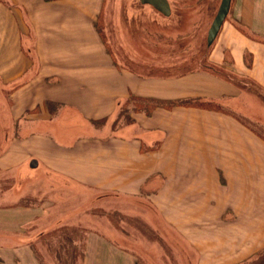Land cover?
Instances as JSON below:
<instances>
[{
    "label": "rangeland",
    "instance_id": "374dc122",
    "mask_svg": "<svg viewBox=\"0 0 264 264\" xmlns=\"http://www.w3.org/2000/svg\"><path fill=\"white\" fill-rule=\"evenodd\" d=\"M53 1L0 0V5L6 8L0 15L11 17L21 14L25 8L22 17L29 21L34 17L40 21L55 20L62 13V4L65 9L73 7V16L80 14L83 6L92 16L86 19L85 32L90 21L93 29L89 32L94 36L99 31L104 47H108L118 64L147 77H181L203 72L214 79L228 81L230 88L234 86L229 94L234 98L212 102L210 107L215 111H206L226 114L236 126H243L242 134L238 129L237 135L222 136L221 143H242L244 168L239 171L240 168L223 167L221 170L229 173L230 183L240 185L244 194L238 193L243 196L231 201L213 198L212 203H216L213 212L227 205L233 210L229 213L233 221H228L226 228L215 224L214 213L212 221L207 213L203 215L198 190L194 193L198 198L181 199L184 203L180 204V212L185 214L175 213V210L161 216L151 199L130 198L123 192L106 193L90 189L86 184L69 182L64 176L66 173L91 174V163H96V170L98 163L107 162L104 158L113 146L100 145L99 138H94L97 133L93 132L105 122L90 123L73 111H59V103L50 102L49 98L62 89L54 83L50 85L49 81L46 85L47 82L40 79L32 88L19 87L17 81L5 86L0 82V264H17L16 258L18 264H87V257L94 259L93 264H111V251L123 256L121 264H248L256 255L247 262L237 263L236 254L242 251L245 258L254 246H259L264 234V89L246 75H239L235 70L226 71L223 65L209 62L210 51L224 47L223 41L220 42L221 33L212 46L207 43L208 31L221 0H169L170 16H164L140 0H94L97 4L101 1L100 11L97 6L94 10L89 7L93 0H78V3L77 0H61L59 5ZM0 24V48H9V57L14 56L11 49L15 53L21 48L18 39L24 36L22 33L15 35V31L24 32V28L16 27L15 22L5 21L1 16ZM224 26L226 28L227 24ZM257 42L254 41L264 52V44ZM69 51L59 56L51 55V63L59 64V59L72 58L73 52ZM47 56H43L45 60ZM11 60L4 58L3 61L0 53L5 74H13ZM225 62L232 63L228 59ZM246 80L256 86H245ZM22 88L25 89L20 91ZM70 88L71 91L79 89ZM86 93L91 96L92 89ZM133 101L129 98V103L119 108L123 114L118 115L115 128L131 121L125 116L133 117ZM178 114L181 122L187 120L186 126L194 124L191 116ZM198 118L203 122L204 117ZM151 134L155 136L151 132L144 135L149 146L163 137L161 134L156 139L149 138ZM77 139L83 140L79 150H75V146L63 149ZM200 142L220 143L219 136L201 135L200 132L181 135L171 153L175 157L190 158L193 152L196 157L203 152H213L217 156L223 152H219L220 149L204 151L203 147L199 152L195 144L200 145ZM33 159L38 161L35 168L30 167ZM216 176H208L212 179L213 196L221 194L220 186L214 182ZM199 186L197 184L196 188ZM191 190L186 187L181 197L193 196L188 192ZM189 200L196 203L198 214L187 215L183 210ZM251 214L258 218L251 219ZM92 239L94 244L89 245Z\"/></svg>",
    "mask_w": 264,
    "mask_h": 264
},
{
    "label": "crops",
    "instance_id": "0c3cea01",
    "mask_svg": "<svg viewBox=\"0 0 264 264\" xmlns=\"http://www.w3.org/2000/svg\"><path fill=\"white\" fill-rule=\"evenodd\" d=\"M54 1L59 5L61 0ZM101 1L97 4L93 0V4L89 7L94 10V6H97V10L100 11ZM65 7V4H62V13L55 20L46 18L44 21H40L39 18L34 17L29 21L25 16L22 17L25 14V8L21 14H14L11 17L0 15L3 20L15 22L16 27L24 28V32L22 30L15 31V35L22 33L21 35L24 36L18 39L21 48H18L15 53L11 49V54L14 56L9 57L7 51L9 48H0L3 61L4 58L12 59L11 63L14 66H12L13 74H5V68L0 64V82L3 86L14 84L17 81L16 83L20 84L19 87L32 88L36 83H39L38 80L43 79L46 82L49 81L50 85L54 83V86H59L58 88L62 89L56 92L55 96L49 98L50 102L59 103L57 107L59 111H73L90 123L106 120L102 128H96L93 132L97 133L94 138H99L97 142H100V145H107V148L113 146V148L109 147L107 152H111L104 158L107 162L102 165L98 163L99 168L95 170L96 163L92 161V158L90 161L94 163L90 164L92 166L91 174L79 176L63 171L66 173L65 178L69 182L89 185L90 189L97 191L114 194L123 192L126 196H131L130 198L151 199L156 206V211L159 213L160 210L159 215L161 216L172 214L175 210H177L175 213H181L180 204L184 203L182 200L198 198L194 196L198 190L204 207L203 215L207 213L212 221L214 213L216 215L215 224L227 228L228 221H233L229 214L233 211L232 208H228V205L222 206L213 212L212 209L216 203H212V200L217 197L231 201L243 196L242 194L238 195L240 192L243 193V188L240 185H235L234 182L231 184L227 176L229 173L226 170L222 172L221 168L243 170L244 164L241 157L244 147L237 141L235 144L221 143V139L222 136L237 135L238 129L242 134L243 126H236L235 122H231L226 114L185 107H175L173 110L156 109L152 116L146 113H133L132 122L119 125L116 128L115 125L119 108L133 96L172 101L202 100L218 103V101L234 98L233 94L229 95L234 86L230 88L231 84L228 81L214 79L208 73L203 72L166 78L147 77L136 73L115 61L113 55L105 49L99 33L94 34L95 37L92 35L90 28L93 29V27H90V21L85 32L86 19L92 18L89 9L83 10L82 6L80 14L73 16L75 13L73 7L69 9H65ZM2 9L6 10L4 5H0V11ZM228 17L230 20L226 19L220 31V42L223 41L224 47L219 46V49L211 50L209 62L223 65L226 71L235 70L239 75H246L249 77L248 79L251 78L264 89V52L262 47H257L259 44L254 43V41H258L257 43L264 44V0H232ZM225 23L227 24L226 28ZM257 34L261 37L258 38ZM67 51L73 52L72 58H66L63 61L58 58L61 63H51V55L59 56ZM44 55H48L46 60ZM83 57L86 58L85 61ZM227 59L232 63L227 65L225 62ZM49 64L51 65L48 66ZM73 86L79 89L71 91L70 87ZM23 89L25 88L20 91ZM89 89H92L93 94L88 97L86 92ZM88 98L90 100L87 102ZM178 113L191 116L190 121L200 125L196 127L194 124L188 123L186 126L187 120L181 122V116ZM198 117H204L203 122H201L202 118ZM149 132L155 135L151 134L149 138L156 139L161 134L163 137L157 138L149 146L148 138L144 137ZM198 132L201 135L219 136L220 142L195 144L198 146L199 152L203 147L204 151L220 149L219 152L223 151L222 154L217 156L213 152L208 154L203 152L196 157V153L193 152V156L190 158L173 156L171 151L173 146L180 142L181 135L198 134ZM141 134L143 135L141 136ZM81 139L66 145V148L63 149H71L75 146V150H79L83 143ZM157 142L159 143L156 144ZM229 155L230 157H228ZM211 175H217V180L215 179L214 182L220 186L221 194L219 196L212 195V179L208 178ZM197 184L200 185L198 189L196 188ZM186 187L192 189L188 192L193 193V196L181 197L180 193ZM196 206L195 202L189 200V203L183 206V210L187 215L198 214L195 210ZM184 207L191 208L185 210ZM236 209L241 213L240 208L236 206ZM251 215V219L258 218V215ZM262 236H259L262 238L259 241V246H254L253 252L247 253L245 258L242 251L236 254L237 263L239 261L247 262L264 249V234ZM89 243V245H93L94 239L89 240ZM109 256L111 264H121L122 255L111 251ZM3 257L6 259L7 255ZM4 259L2 258L1 261ZM95 261L98 260L95 259ZM16 262L19 263L17 258ZM93 262V258H86L87 264H93Z\"/></svg>",
    "mask_w": 264,
    "mask_h": 264
},
{
    "label": "trees",
    "instance_id": "16d2710c",
    "mask_svg": "<svg viewBox=\"0 0 264 264\" xmlns=\"http://www.w3.org/2000/svg\"><path fill=\"white\" fill-rule=\"evenodd\" d=\"M98 33H99V31H98ZM103 44H104V42H103ZM105 47L107 50H109L107 46H105ZM252 85L256 86V84L252 83V81H250V80L245 81V86H248L250 88ZM257 94L260 97L262 96L258 92H257ZM262 97L264 98V96H262ZM131 98H133V100H134L133 101V105H134L133 106V113H146L149 116H151L152 113L156 109L172 110L175 107L197 108V109L211 110V111L214 110V109H211V107H210L212 105V102H204V101L197 102V101H192V100L172 101V100H163V99H156V98H143V97H137V96L136 97L133 96ZM139 102H141V103H139ZM127 103H129V102H126V104ZM216 111H220V110H216ZM122 114H123V112H119V116H121ZM125 117L126 118L128 117V120H131V121H129V123L133 121V118L131 116H130L131 117L130 119H129L128 115H126ZM102 121L105 122L106 120L103 119ZM248 264H264V249L262 251H260L253 260L248 262Z\"/></svg>",
    "mask_w": 264,
    "mask_h": 264
},
{
    "label": "water",
    "instance_id": "95a60500",
    "mask_svg": "<svg viewBox=\"0 0 264 264\" xmlns=\"http://www.w3.org/2000/svg\"><path fill=\"white\" fill-rule=\"evenodd\" d=\"M140 2L144 5H150L155 10L163 14L164 16L171 15L172 10H171V5L169 3V0H140ZM231 3H232V0H221L217 14L208 31V37H207L208 46H212V44L216 40L223 26V23L225 22L230 12ZM37 166H38V161L36 159H33L30 162V167L35 168Z\"/></svg>",
    "mask_w": 264,
    "mask_h": 264
}]
</instances>
